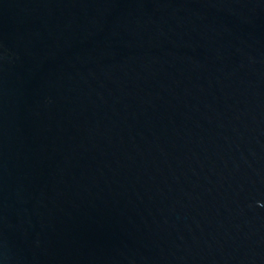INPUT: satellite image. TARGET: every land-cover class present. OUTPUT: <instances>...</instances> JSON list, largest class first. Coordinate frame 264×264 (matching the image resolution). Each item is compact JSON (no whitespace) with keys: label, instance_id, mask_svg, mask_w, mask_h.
<instances>
[{"label":"water","instance_id":"95a60500","mask_svg":"<svg viewBox=\"0 0 264 264\" xmlns=\"http://www.w3.org/2000/svg\"><path fill=\"white\" fill-rule=\"evenodd\" d=\"M0 264H264V0H0Z\"/></svg>","mask_w":264,"mask_h":264}]
</instances>
